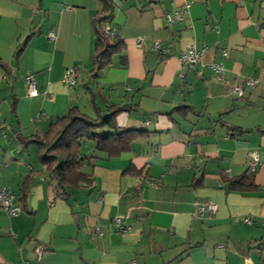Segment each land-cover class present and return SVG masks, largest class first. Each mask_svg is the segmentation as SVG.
Returning a JSON list of instances; mask_svg holds the SVG:
<instances>
[{
  "label": "crops",
  "instance_id": "obj_1",
  "mask_svg": "<svg viewBox=\"0 0 264 264\" xmlns=\"http://www.w3.org/2000/svg\"><path fill=\"white\" fill-rule=\"evenodd\" d=\"M187 2V17L167 26L166 14ZM103 8L0 0V186L23 209L0 208V264H264V0H113L110 23L125 49L92 77L93 18ZM191 44L202 61L182 66ZM69 67L80 72L72 87L63 82ZM249 77L259 85L245 84ZM110 106L125 107L121 129L146 134L117 156L83 142L91 180L58 197L37 145L21 139L44 134L71 107L95 116ZM244 174L251 187L226 188ZM208 203L218 210L201 215ZM38 243L47 247L41 261Z\"/></svg>",
  "mask_w": 264,
  "mask_h": 264
},
{
  "label": "trees",
  "instance_id": "obj_2",
  "mask_svg": "<svg viewBox=\"0 0 264 264\" xmlns=\"http://www.w3.org/2000/svg\"><path fill=\"white\" fill-rule=\"evenodd\" d=\"M100 1L104 8L93 18L96 39L91 58L92 77H97L102 69L110 66L113 57L125 49L124 40L117 32L114 36H108L103 31V25L111 22L113 0ZM122 62L126 63L125 57H122ZM124 110V106H110L108 114L98 111L92 116L78 107H71L66 115L51 121L44 134L21 139L25 148L31 144L37 145L38 163L49 174L58 197L68 199L71 192L91 180V175L84 170L89 160L81 151L83 142L93 141L96 150L117 156L127 151L136 137L146 134L143 130L121 129L118 126L117 115ZM251 182V175L244 174L239 179L229 180L226 188L246 189L251 187Z\"/></svg>",
  "mask_w": 264,
  "mask_h": 264
},
{
  "label": "built area",
  "instance_id": "obj_3",
  "mask_svg": "<svg viewBox=\"0 0 264 264\" xmlns=\"http://www.w3.org/2000/svg\"><path fill=\"white\" fill-rule=\"evenodd\" d=\"M160 1V0H155ZM192 2H187L181 9L176 10L171 13H167L165 16V21L167 26H171L177 22L183 21L187 15L189 7L191 6ZM264 28V25H263ZM103 31L108 36H114L116 35V28L110 23L106 22L103 25ZM49 38L54 39L55 33L54 31H51L49 33ZM143 44V37H139L137 40V45L142 46ZM155 48L161 52L163 55H167L170 50L168 47H164L161 43L156 42ZM225 55H227V52H225ZM179 60L181 62L182 66H192L194 64H197L202 61V51L197 48L195 44H191L186 50H184L179 55ZM213 69L218 71L220 74L224 72V65L222 63H214L211 65ZM180 76H183L182 74ZM80 81V72L78 67H69L66 69L65 74L63 76V82L69 86H75ZM25 82L27 85V92L30 97H35L39 94L38 87H37V81L33 74L27 73L25 75ZM250 87H256L259 85V80L253 77H249L244 82ZM234 91L239 98H243L244 95V84L240 83L236 86H234ZM263 104H264V96H263ZM251 162L250 167L255 170L257 164L259 163V154L257 151L251 152ZM0 208H2L9 216H16L20 214L23 209L22 206L18 203L17 197L15 193L7 188L0 186ZM218 210V206L215 203H208L205 205H202L199 208V213L203 215L204 213H214ZM245 221L250 222L251 220L249 218H245ZM119 222V219H117ZM98 231H100V228H98ZM47 247L44 244L38 243L35 246L34 252L36 259L38 261H41L44 255V252L46 251ZM132 264H135L133 262Z\"/></svg>",
  "mask_w": 264,
  "mask_h": 264
}]
</instances>
